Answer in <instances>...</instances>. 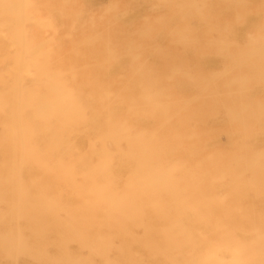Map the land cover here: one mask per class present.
Instances as JSON below:
<instances>
[{
    "label": "bare ground",
    "instance_id": "1",
    "mask_svg": "<svg viewBox=\"0 0 264 264\" xmlns=\"http://www.w3.org/2000/svg\"><path fill=\"white\" fill-rule=\"evenodd\" d=\"M0 264H264V0H0Z\"/></svg>",
    "mask_w": 264,
    "mask_h": 264
},
{
    "label": "rangeland",
    "instance_id": "2",
    "mask_svg": "<svg viewBox=\"0 0 264 264\" xmlns=\"http://www.w3.org/2000/svg\"><path fill=\"white\" fill-rule=\"evenodd\" d=\"M221 140H222L223 143H225V142H224V141H225V137H224V136H222ZM223 140H224V141H223Z\"/></svg>",
    "mask_w": 264,
    "mask_h": 264
}]
</instances>
